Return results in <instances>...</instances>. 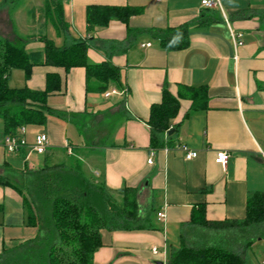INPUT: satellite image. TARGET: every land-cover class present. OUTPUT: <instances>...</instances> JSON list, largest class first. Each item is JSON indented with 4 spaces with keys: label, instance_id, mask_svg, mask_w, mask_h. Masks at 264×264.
<instances>
[{
    "label": "crops",
    "instance_id": "0c3cea01",
    "mask_svg": "<svg viewBox=\"0 0 264 264\" xmlns=\"http://www.w3.org/2000/svg\"><path fill=\"white\" fill-rule=\"evenodd\" d=\"M203 1L0 0V39L21 40L28 53H43L28 78L13 70L9 85L47 91L51 110L39 130L26 129L27 146L15 154L4 148L0 119V260L5 249L39 233L27 221L20 189L25 176L73 155L113 200H122L117 191L131 189L150 212L140 229L103 230L94 264H167L182 242L193 247L206 239L204 247L241 249L244 241L224 239L234 230L191 221L200 208L208 222L243 221L248 198L264 194V0H218L215 8ZM102 8L140 12L127 23L112 19L91 27L89 17ZM184 26V49H168L154 34ZM81 41L90 63L110 62L120 70L119 84L107 92L127 95L105 97L96 81L87 85L84 67L67 71L45 63L48 43L62 50ZM164 88L179 100L172 121L178 129H171V148L152 149L148 121ZM189 88H206L205 111L193 112ZM39 133L49 137L44 155L32 151ZM183 147L197 156L186 159ZM218 152L229 154L226 165L216 162ZM248 229L257 233L249 237L244 264H264V223Z\"/></svg>",
    "mask_w": 264,
    "mask_h": 264
},
{
    "label": "trees",
    "instance_id": "16d2710c",
    "mask_svg": "<svg viewBox=\"0 0 264 264\" xmlns=\"http://www.w3.org/2000/svg\"><path fill=\"white\" fill-rule=\"evenodd\" d=\"M139 12L131 8H102L88 20L91 27H104L112 19L127 23L132 15ZM185 32L186 26L171 33L157 30L154 34L166 48L184 49L187 45ZM176 38L180 39L177 41ZM87 50V44L82 41L62 50L48 43L44 51L45 63L67 71L84 67L87 85L96 81L99 92L105 93L110 85L119 84L120 70L110 62L90 63ZM41 57L43 53H28L21 40L0 39V119L4 123L5 137L17 136L21 128L43 126L51 112L46 106L47 91L37 92L26 87L15 89L9 85L13 70H23L28 78L32 66L42 63L37 62ZM187 91L193 112L205 111L208 100L206 88H189ZM178 111L179 100L164 88L162 102L151 107L148 121L152 149L173 146L174 134L168 135V132L178 129L172 125ZM164 135L165 141L161 139ZM70 146L75 151L74 145L70 143ZM20 189L25 194L27 221L37 226L39 233L9 252L5 249L0 264H94L93 255L102 246L103 230L140 229L150 216L148 210L141 209L137 191H117L122 200L116 202L102 181L96 182L85 174L82 161L75 155L65 156L54 165H46L28 174ZM191 222L192 225L217 230L261 225L264 223V194L256 193L248 198L243 221L208 222L203 208H200ZM167 264H244V257L223 246L193 248L182 242L181 247L172 252Z\"/></svg>",
    "mask_w": 264,
    "mask_h": 264
},
{
    "label": "built area",
    "instance_id": "2783aa9c",
    "mask_svg": "<svg viewBox=\"0 0 264 264\" xmlns=\"http://www.w3.org/2000/svg\"><path fill=\"white\" fill-rule=\"evenodd\" d=\"M157 2H160L162 0H156ZM203 6L207 8H215L218 6L219 2L218 0H204L202 2ZM113 94H122L127 95L126 91H122L121 93L117 90L113 89L111 91H108L104 94L105 97H109ZM27 146V140H26V129L21 128L19 131V134L17 136H7L4 140V148L8 154H15L17 153L21 148ZM49 147V137L46 133H39L35 136L34 144L32 146V151L35 152L38 155H44L47 152V149ZM185 151H187L186 159L190 160L197 156V152L188 150L187 147H183ZM70 152V150H69ZM229 160V154L227 152H218L216 157V162L222 165H226ZM148 164H152V159L150 158L148 160ZM159 217H163L162 214H159ZM153 252L156 253L157 250L153 249Z\"/></svg>",
    "mask_w": 264,
    "mask_h": 264
},
{
    "label": "rangeland",
    "instance_id": "374dc122",
    "mask_svg": "<svg viewBox=\"0 0 264 264\" xmlns=\"http://www.w3.org/2000/svg\"><path fill=\"white\" fill-rule=\"evenodd\" d=\"M14 74L15 75L18 74V75L22 76V72H20V71H15ZM0 125H2V122L1 121H0ZM34 128L37 129V130H39L40 127L39 126H34V127L33 126H28L26 129L32 130ZM1 132H2V130H1ZM209 229H212V227H209ZM228 229L234 230L235 233L228 234L227 238H224V239L225 240L226 239L227 240H231L230 241L231 243H233V242H237L238 243L240 240L244 241L243 244H242V246H241V249L240 248L239 249L238 248L237 249L235 248L236 251H237V254L244 255L243 252L247 251L248 245H250V243H251V241L249 240V237H252V235H254L255 233H257V231L256 230H253L252 231V229L249 230L248 228L245 229V227H242V226L241 227L233 226V227H230ZM215 230H217V229H215ZM195 235H199V234H195ZM260 237H262V236H260ZM206 240L208 241V239H206ZM207 241L204 240V242L195 243V245L193 246V248H197V247L198 248H205L204 245L207 244ZM199 246H201V247H199ZM228 247L229 248H232L230 246H228ZM233 247H235V246H233ZM257 248H258V246H255L253 248V250L255 252H257L256 251ZM232 249H234V248H232ZM248 251H249V253H251V250L250 249ZM258 257H259V259H261V255H259Z\"/></svg>",
    "mask_w": 264,
    "mask_h": 264
},
{
    "label": "water",
    "instance_id": "95a60500",
    "mask_svg": "<svg viewBox=\"0 0 264 264\" xmlns=\"http://www.w3.org/2000/svg\"><path fill=\"white\" fill-rule=\"evenodd\" d=\"M174 133V131L173 130H171L170 132H169V135H172ZM158 264H163V263H158Z\"/></svg>",
    "mask_w": 264,
    "mask_h": 264
}]
</instances>
